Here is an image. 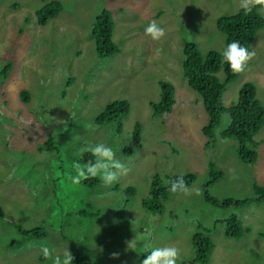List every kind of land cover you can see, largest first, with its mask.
<instances>
[{"label": "rangeland", "instance_id": "1", "mask_svg": "<svg viewBox=\"0 0 264 264\" xmlns=\"http://www.w3.org/2000/svg\"><path fill=\"white\" fill-rule=\"evenodd\" d=\"M48 1L0 0V264H51L41 245L54 255L69 248L94 264H141L145 246L175 245L184 264L193 258L199 224L215 243L211 264H264V200L220 207L204 192L214 164L224 170L208 184L217 200L253 198L254 184H264V125L254 137L256 162L240 157L236 139L221 137L246 82L255 84L264 106V28L252 42L256 56L222 95L212 144L203 129L210 115L187 82L184 43H197L204 55L222 52L227 39L216 19L235 14L240 0H60L63 11L40 25L37 11ZM105 9L120 48L111 57L97 53L93 37ZM260 11L264 15V7ZM152 21L164 28L159 40L145 35ZM217 76L224 80V70ZM161 80L175 90L165 112L153 106L162 98ZM122 99L129 103L126 115L96 123L107 104ZM101 142L114 149L127 174L112 185L73 184L76 167L84 165L80 149ZM188 173L196 179L187 194L172 193L159 211L143 206L156 177L168 184ZM128 188L134 194L128 196ZM92 210L100 214L92 217ZM232 215L242 220L240 238L225 234ZM36 227L46 235L23 231Z\"/></svg>", "mask_w": 264, "mask_h": 264}, {"label": "trees", "instance_id": "2", "mask_svg": "<svg viewBox=\"0 0 264 264\" xmlns=\"http://www.w3.org/2000/svg\"><path fill=\"white\" fill-rule=\"evenodd\" d=\"M259 5L252 8L250 13L245 14L243 9H239L232 15H220L216 19L217 28L226 34V44L239 40L241 45L250 49L253 40L256 37L257 31L264 28V15L260 11ZM64 9L63 3L60 0H50L42 4L37 15L40 25H46L51 19L56 18ZM115 29V21L111 12L107 9L97 17L93 28V37L97 53L102 57H111L120 52L118 44L113 39ZM184 69H186L187 82L189 86L198 92L202 97L206 111L210 115V122L204 126V133L212 144L217 140L215 133L216 126L220 122L218 111L220 110V101L226 87L235 81L241 73H233L226 63H222L221 51L212 49L204 55L197 43L193 41H186L184 43ZM224 70L225 79H220L217 74ZM162 98L159 102H155L153 106L158 112L167 111L172 105L175 90L173 85L165 80H161ZM22 99L26 102L30 101L31 97L27 91L22 92ZM262 101L257 97L256 86L253 82H246L241 89V98L233 107L229 109L231 114V124L225 130L221 137L234 138L237 141V152L241 158L247 159L250 162H256L258 154L250 145H254V137L264 125V106ZM129 103L127 100H114L107 104L105 109L100 112L95 121L102 125L114 119H120L121 116L127 114ZM60 120V119H57ZM217 126V127H218ZM141 125L138 123L134 128V138L136 144L142 141ZM49 151H54L56 146L51 144L46 148ZM127 154H133L132 150L128 148ZM94 158L90 153H85L83 163ZM214 164V163H213ZM215 165V164H214ZM212 165L214 173L209 181L204 185L205 198L207 201L220 207H242L252 201H263L264 199V184H254V197H227L222 200H217L209 193L208 184L211 183L217 176H224V170H216ZM183 177V180L188 187L191 185L196 176L194 173L177 175L168 184L159 178L153 182V187L150 195L143 201V206L153 210L159 211L164 202L169 199L171 192L169 188L171 183L177 177ZM92 188L100 184L99 178H92L86 181ZM126 194H134L132 188L126 190ZM100 214V211H91L92 217ZM199 231L195 234L193 239L194 255L192 259L184 260V264H211V256L215 249V243L210 236V229L203 227L201 224ZM25 233H32L34 236L46 235L40 231V227L34 230H23ZM225 234L228 237L240 238L244 235V227L242 220L237 215H232L225 219ZM72 244V242H71ZM73 261L75 264H94L93 259L88 255L73 252Z\"/></svg>", "mask_w": 264, "mask_h": 264}, {"label": "clouds", "instance_id": "3", "mask_svg": "<svg viewBox=\"0 0 264 264\" xmlns=\"http://www.w3.org/2000/svg\"><path fill=\"white\" fill-rule=\"evenodd\" d=\"M257 5L264 7V0H240V8L243 9L245 14L250 13L252 8ZM144 31L145 35L150 36L152 40H159L165 34L164 28L155 21L149 22ZM254 55L255 53L241 45L239 40L227 43L221 52L222 63H226L233 73L245 71L248 62ZM253 149H255L254 146ZM80 151L90 153L94 159L88 160L82 167H76V175L72 177L73 184L78 185L82 180L99 178L105 185H112L119 180L120 176L127 174L125 165L115 159L116 152L114 149L105 143L84 144ZM169 191L171 193L183 192L187 194L189 189L183 177L180 176L171 183ZM127 247L133 250L136 249V245L132 241L128 242ZM94 248H96V244ZM40 250L45 260H51V264H72L74 259L69 248L63 253L55 255L47 245H41ZM143 252L148 254L141 264H178L180 259V250L175 245L145 246ZM112 255L115 257L118 253Z\"/></svg>", "mask_w": 264, "mask_h": 264}, {"label": "crops", "instance_id": "4", "mask_svg": "<svg viewBox=\"0 0 264 264\" xmlns=\"http://www.w3.org/2000/svg\"><path fill=\"white\" fill-rule=\"evenodd\" d=\"M250 51H253L254 53H255V55L253 56V58L256 56V50H255V48H253V44H252V46H251V48H250ZM252 58V59H253ZM259 61L260 62H264V54H260L259 55Z\"/></svg>", "mask_w": 264, "mask_h": 264}]
</instances>
